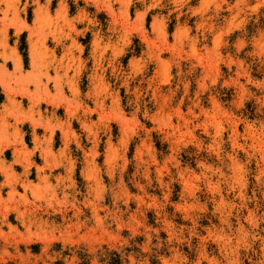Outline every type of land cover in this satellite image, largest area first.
<instances>
[{
  "label": "rangeland",
  "instance_id": "374dc122",
  "mask_svg": "<svg viewBox=\"0 0 264 264\" xmlns=\"http://www.w3.org/2000/svg\"><path fill=\"white\" fill-rule=\"evenodd\" d=\"M17 76L0 264H264V0H0Z\"/></svg>",
  "mask_w": 264,
  "mask_h": 264
},
{
  "label": "bare ground",
  "instance_id": "6f19581e",
  "mask_svg": "<svg viewBox=\"0 0 264 264\" xmlns=\"http://www.w3.org/2000/svg\"><path fill=\"white\" fill-rule=\"evenodd\" d=\"M1 57L5 60L4 56H1ZM15 69H17V70L20 69V63H19V61H17V65L15 66ZM21 79H22L21 76H17L16 78H14V80L16 81V83H15V89H14V90H13V88H12L10 85L3 84V82L0 84V85H1L2 92L4 93V96H5V99H6L9 103L12 102V104H13V103L16 102V97H14V96L12 97L11 94H10V93H12V92H13L14 95L17 94V93L19 92V93H21V94H23V95L29 96V95H28V91H27V89H23V87H22ZM17 81H20L19 84H20L21 86L17 85ZM19 96H20V95H19ZM7 101H6V102H7ZM12 108H13V109L15 108V109H16V112H14V113H15V114H14V119H13L14 123L12 124L11 127H12L16 132H19V133H20V131L22 130V128H23L24 125H23L22 121H19V118H18V117H19V116H22V114H23V116H24V113L21 112V111H20L21 108H20L19 106H16L15 104H13ZM32 109H33V106H30V108L28 109L29 113H31V114H32ZM0 127H1V128H6V127H7V124H5V122H2V124H0ZM39 130H41L40 126H38L36 123H31V137H32V139H33V141H34L35 143L39 141V139H37V137H36L37 132H38ZM2 152H3V150L0 148V153H2ZM17 155H19V153L17 152L16 149H14V162H15V163L18 162V160H19V158H17ZM9 169H10V170L12 169L11 165H10ZM23 172H24L25 174H27V173L29 172V167H25V168H23ZM42 179H43L44 181H47V178H46L45 176H42ZM10 194H11V195H14V194H15V193H14V189H10Z\"/></svg>",
  "mask_w": 264,
  "mask_h": 264
}]
</instances>
